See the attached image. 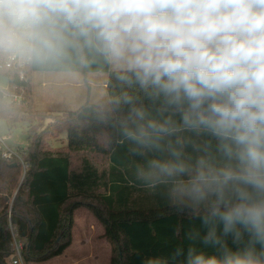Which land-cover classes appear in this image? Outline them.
Wrapping results in <instances>:
<instances>
[{"label": "clouds", "instance_id": "clouds-1", "mask_svg": "<svg viewBox=\"0 0 264 264\" xmlns=\"http://www.w3.org/2000/svg\"><path fill=\"white\" fill-rule=\"evenodd\" d=\"M15 77L79 96L93 139L139 158L129 185L200 219L171 264H264V0H0Z\"/></svg>", "mask_w": 264, "mask_h": 264}, {"label": "trees", "instance_id": "trees-1", "mask_svg": "<svg viewBox=\"0 0 264 264\" xmlns=\"http://www.w3.org/2000/svg\"><path fill=\"white\" fill-rule=\"evenodd\" d=\"M10 92L21 95L0 118L13 123L20 120L49 119L46 126L31 128L33 135L26 149V170L20 163L0 159V264H10L13 228L24 241L26 262H40L62 254L72 243L74 213L89 209L101 222L103 236L111 244L110 264H149L169 259L178 247L185 256L192 243L186 233L192 229L206 232L200 219L177 214L158 197L129 185L132 162L126 147L104 150L89 128L85 105L53 114L36 107L32 78L9 80ZM61 115V116H60ZM40 129V130H39ZM67 134L66 145L48 147L50 137ZM192 152L191 148L188 149ZM195 157L196 153H192ZM179 230V235L176 231ZM226 243L232 251L243 250L248 237L239 244ZM198 252L220 257L217 248L195 243ZM260 245L256 244L257 251Z\"/></svg>", "mask_w": 264, "mask_h": 264}, {"label": "rangeland", "instance_id": "rangeland-1", "mask_svg": "<svg viewBox=\"0 0 264 264\" xmlns=\"http://www.w3.org/2000/svg\"><path fill=\"white\" fill-rule=\"evenodd\" d=\"M33 85L36 107L52 111L53 114H61L59 112L67 111L46 107V103L51 99V95L45 90L52 88L55 94V90L60 89H54L45 82L36 79H33ZM76 103L78 106L82 101ZM48 120L46 119L41 123L37 119L20 120L13 123L10 119L0 118V135L6 138L10 146L27 149L33 135L31 128L39 123L40 129H42L46 126ZM66 141V133L65 131H61L57 136L50 137L47 145L48 147H61L66 145ZM103 233L104 228L97 217L86 207H80L74 213L73 240L71 245L62 254L45 261L26 262L23 258V264H110L112 247L103 236ZM7 262L11 264L9 257L7 258Z\"/></svg>", "mask_w": 264, "mask_h": 264}, {"label": "built area", "instance_id": "built-area-1", "mask_svg": "<svg viewBox=\"0 0 264 264\" xmlns=\"http://www.w3.org/2000/svg\"><path fill=\"white\" fill-rule=\"evenodd\" d=\"M19 78V77H18ZM20 80H25V78ZM9 87V80L8 85ZM11 97L14 101H19L21 99V95L15 92H11ZM26 149L21 147H12L7 143L5 137L0 135V159L6 160L11 163H20L22 166L23 172L26 170ZM12 238H13V252L9 256L11 259V264H23V250H24V241L21 239L16 231L12 228Z\"/></svg>", "mask_w": 264, "mask_h": 264}, {"label": "crops", "instance_id": "crops-1", "mask_svg": "<svg viewBox=\"0 0 264 264\" xmlns=\"http://www.w3.org/2000/svg\"><path fill=\"white\" fill-rule=\"evenodd\" d=\"M45 91L51 95V99L49 100V102L46 103L47 104L46 107H48L49 109L70 110L77 108L82 104L80 103V105L78 106L76 105L77 104L76 102L78 101L80 102L81 98L77 96L75 93H67L66 91L63 90H55L56 93L54 94L52 88H47ZM66 138H67V134H66Z\"/></svg>", "mask_w": 264, "mask_h": 264}, {"label": "water", "instance_id": "water-1", "mask_svg": "<svg viewBox=\"0 0 264 264\" xmlns=\"http://www.w3.org/2000/svg\"><path fill=\"white\" fill-rule=\"evenodd\" d=\"M0 81L4 82L6 86L8 85V80L0 78ZM12 165H16V163L14 162Z\"/></svg>", "mask_w": 264, "mask_h": 264}]
</instances>
